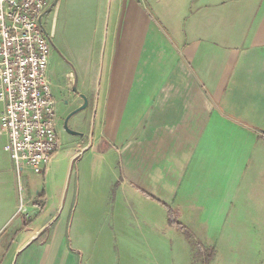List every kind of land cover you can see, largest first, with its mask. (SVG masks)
I'll use <instances>...</instances> for the list:
<instances>
[{
	"label": "crops",
	"instance_id": "0c3cea01",
	"mask_svg": "<svg viewBox=\"0 0 264 264\" xmlns=\"http://www.w3.org/2000/svg\"><path fill=\"white\" fill-rule=\"evenodd\" d=\"M72 2L85 11L77 44L91 50L72 48L64 73L87 97L88 149L115 157L120 207L145 196L166 206L167 222L172 206L183 236L133 209L139 225L116 232L84 193L77 210L80 171L76 185H24L0 129V264H213L211 231L188 221L222 219L240 192L264 212V0Z\"/></svg>",
	"mask_w": 264,
	"mask_h": 264
},
{
	"label": "rangeland",
	"instance_id": "374dc122",
	"mask_svg": "<svg viewBox=\"0 0 264 264\" xmlns=\"http://www.w3.org/2000/svg\"><path fill=\"white\" fill-rule=\"evenodd\" d=\"M60 1L59 5L54 6L44 16L42 21L45 29L46 27L49 28L50 25L52 27L49 35L51 37L53 64L68 74L67 72L73 69V65L70 63L71 49L78 48L79 52H81L80 48H82V53L84 56H87L91 48L86 44L83 47L77 44V42H80L79 28L86 23H80L81 16L85 14V11L77 9L76 4L73 7L72 0H68L66 4L65 2L61 3V6ZM69 79L71 78L69 77ZM77 88L79 90L78 84ZM75 101L77 102L78 99ZM88 107L87 105L76 114L80 121H82L81 130L83 131V135L81 137L72 135L68 137L69 135L66 134L61 135V146L57 155L53 157L47 175L44 177L43 173H36L30 168L25 167L21 171V180L24 185H76L77 172H83L85 180L83 177L79 179L82 189L79 192L77 210H79L82 193H84L85 201L96 198V213H99L105 207V225H109L116 232L125 231L128 233L129 229H135V226L139 225L133 218L136 212L138 216L142 217L141 219L144 223L149 221V217H157L160 229L162 225L166 226L165 229H169L167 224L170 222V239L179 240L183 236L179 224H183V222L180 219L178 211L172 206H170V221L167 220V222L162 219L165 215L167 216L166 206L163 207L159 201L154 199L148 200L145 196H137L141 201L137 199L135 202L134 199L135 205L133 208L119 206V185L113 181L114 175L118 173L115 157H111L109 154H106L104 157L93 149H88L87 142L94 130L92 116ZM1 109L2 105L0 103V111ZM89 118L90 121L87 124L86 122ZM72 154H75V156L70 157ZM109 166L111 167L109 168ZM197 177L198 175L188 173L183 180L192 184L196 182ZM85 185H101V187H97L94 191L91 188L88 190V187L83 189ZM241 194L240 192L238 197L235 196L233 198L232 204L228 207L227 214L223 215L222 219L210 223L209 226L205 220L188 221V224L195 229L207 230L209 228L211 231V244L215 247V250H220V254L216 255V262L213 264H264L263 207L249 205L248 199ZM76 202L77 200H75ZM76 213L77 211L74 209L68 213V235L71 229L73 231L75 229V222L72 225V218ZM119 216H122V218L120 219ZM219 234L223 238L219 237ZM221 241L227 244H220ZM172 256L178 262L184 260L182 252L176 251ZM143 260H146L145 255H143Z\"/></svg>",
	"mask_w": 264,
	"mask_h": 264
},
{
	"label": "built area",
	"instance_id": "2783aa9c",
	"mask_svg": "<svg viewBox=\"0 0 264 264\" xmlns=\"http://www.w3.org/2000/svg\"><path fill=\"white\" fill-rule=\"evenodd\" d=\"M51 1L0 0V129L18 175L24 167L44 173L61 146L48 74L51 40L42 22Z\"/></svg>",
	"mask_w": 264,
	"mask_h": 264
},
{
	"label": "flooded vegetation",
	"instance_id": "af4514ba",
	"mask_svg": "<svg viewBox=\"0 0 264 264\" xmlns=\"http://www.w3.org/2000/svg\"><path fill=\"white\" fill-rule=\"evenodd\" d=\"M48 74L51 79L52 91L55 97L56 105V130L58 135H69L68 137H81L83 131L81 130L82 121L72 114L78 106L83 102L78 91H74V81L69 79L66 74L53 64L50 59L48 66ZM78 99L76 102L75 100Z\"/></svg>",
	"mask_w": 264,
	"mask_h": 264
},
{
	"label": "water",
	"instance_id": "95a60500",
	"mask_svg": "<svg viewBox=\"0 0 264 264\" xmlns=\"http://www.w3.org/2000/svg\"><path fill=\"white\" fill-rule=\"evenodd\" d=\"M53 6H54V3L49 6V8L47 9V11L50 10ZM74 84H75V81H74ZM74 91L77 92L76 85L74 86ZM80 97L82 98L83 102L74 111H72V114H74V113H76V112L84 109L87 106V102L88 101H87L86 95L84 93H80Z\"/></svg>",
	"mask_w": 264,
	"mask_h": 264
},
{
	"label": "trees",
	"instance_id": "16d2710c",
	"mask_svg": "<svg viewBox=\"0 0 264 264\" xmlns=\"http://www.w3.org/2000/svg\"><path fill=\"white\" fill-rule=\"evenodd\" d=\"M168 219H169V221H170V212L168 211ZM211 255H207V257L209 258Z\"/></svg>",
	"mask_w": 264,
	"mask_h": 264
}]
</instances>
